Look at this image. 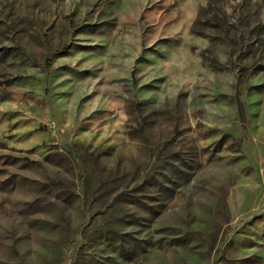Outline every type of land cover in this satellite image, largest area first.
I'll return each mask as SVG.
<instances>
[{
  "label": "rangeland",
  "instance_id": "374dc122",
  "mask_svg": "<svg viewBox=\"0 0 264 264\" xmlns=\"http://www.w3.org/2000/svg\"><path fill=\"white\" fill-rule=\"evenodd\" d=\"M212 2L0 0V264H264V0Z\"/></svg>",
  "mask_w": 264,
  "mask_h": 264
},
{
  "label": "trees",
  "instance_id": "16d2710c",
  "mask_svg": "<svg viewBox=\"0 0 264 264\" xmlns=\"http://www.w3.org/2000/svg\"><path fill=\"white\" fill-rule=\"evenodd\" d=\"M212 1H215V0H212ZM212 1L211 0H208V5H213L214 2H212Z\"/></svg>",
  "mask_w": 264,
  "mask_h": 264
}]
</instances>
